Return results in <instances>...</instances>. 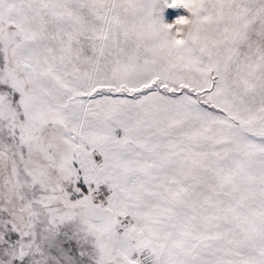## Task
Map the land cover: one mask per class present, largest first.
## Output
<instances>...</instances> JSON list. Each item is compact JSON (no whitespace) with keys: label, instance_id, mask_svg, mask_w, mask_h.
Instances as JSON below:
<instances>
[{"label":"snow or ice","instance_id":"snow-or-ice-1","mask_svg":"<svg viewBox=\"0 0 264 264\" xmlns=\"http://www.w3.org/2000/svg\"><path fill=\"white\" fill-rule=\"evenodd\" d=\"M0 264H264V0H0Z\"/></svg>","mask_w":264,"mask_h":264},{"label":"rangeland","instance_id":"rangeland-1","mask_svg":"<svg viewBox=\"0 0 264 264\" xmlns=\"http://www.w3.org/2000/svg\"><path fill=\"white\" fill-rule=\"evenodd\" d=\"M179 12H180L181 14H187V13H186V10H183V9L179 10ZM176 14H177V10H175V9L170 10L169 18L174 19Z\"/></svg>","mask_w":264,"mask_h":264}]
</instances>
